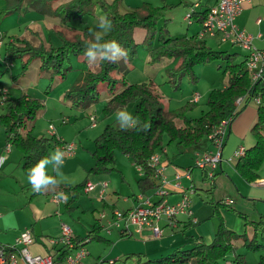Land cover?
I'll list each match as a JSON object with an SVG mask.
<instances>
[{"label":"trees","instance_id":"obj_1","mask_svg":"<svg viewBox=\"0 0 264 264\" xmlns=\"http://www.w3.org/2000/svg\"><path fill=\"white\" fill-rule=\"evenodd\" d=\"M5 2L6 8L2 10H6V13L20 10L26 14L38 12L43 16L48 14L52 18H58V23L49 31V38L41 39L38 45H35L29 36L33 31L31 25L27 26V30L22 35L13 37L8 43L7 59L23 55L40 57L41 68L57 76L64 74V70L67 69L66 63L70 61L72 54L84 55L85 42L91 40L93 36H87V30L75 31L70 21L72 17L82 18L84 13L93 11L96 4L94 0H5ZM55 2L57 3L54 4ZM100 3L106 11V16L113 22L112 31L106 34L104 39L117 40L128 51L129 62L133 61L138 46L133 36V31L137 27L146 28L144 41L150 56L149 62L158 63L167 58H180V63L169 70L172 82L176 83L175 86L185 74L196 80V65L220 59L226 60L224 68V73L228 74L226 86L210 91L207 101L208 110L196 117L189 116L187 112L199 100L193 99L180 108L166 111L160 92L153 87V81L129 82L126 74L130 69L128 64L122 65L121 61L115 64L103 62L98 64L96 69L88 68L83 79L66 92V97L74 106L87 107L99 100L101 93L99 83L103 82L105 89L110 93L105 105V113L110 114L135 103L133 116H138L141 123L150 122V130L124 131L112 123L108 124L95 139L93 150L95 161L91 171L100 174L115 170L116 153H124L130 156L145 174L139 183L143 193H147L158 185L155 169L149 164V159L153 153L167 147L166 136L169 144L177 142L180 152L200 146L205 137H209L223 120L232 117L233 121L236 118L240 111L239 99L241 102L245 99L247 101L264 99V71L260 78L253 80L246 68L247 59L234 63L231 54L213 49L198 35L172 36L166 24L158 26L165 5L146 2L143 5L144 13L141 14L139 10L121 12L120 0L112 2L100 0ZM208 11L209 9L199 13L194 12L193 16L196 21L203 23ZM51 34H55L58 38L59 41H55L59 42L58 45ZM84 60L86 61L85 57ZM3 72L0 70V76ZM43 108L42 99L23 93L16 99L9 96L5 101V111L0 115V126H5L7 142L23 152V169L26 174L32 165L48 156L54 147L62 148L67 143L57 138L56 134L35 135L33 129L27 127V122L38 113H42ZM251 132L256 138V143L246 148V153L238 159L236 168L244 179L254 182L260 178L258 171L264 161V103L261 101L257 120ZM82 188V183L70 187L64 186V190L72 194V201L78 199ZM222 203L225 204L223 201ZM191 224L194 223L191 221ZM246 226L253 227L254 232L251 237L247 232L239 234L228 228L224 220H221L211 243L196 241L191 247L184 249L180 247L171 254L159 258H146V260L139 254V259L134 264H223L228 254L235 253L238 238L249 247L256 249L264 247V214L260 220L247 221ZM100 230L101 227L93 229L89 234L91 239H101ZM259 238L263 243L258 242ZM76 239L81 241L85 238L76 236ZM130 256L132 255L128 254L122 264H129ZM235 263L246 264L245 255L236 254ZM257 264H264V256Z\"/></svg>","mask_w":264,"mask_h":264},{"label":"rangeland","instance_id":"obj_2","mask_svg":"<svg viewBox=\"0 0 264 264\" xmlns=\"http://www.w3.org/2000/svg\"><path fill=\"white\" fill-rule=\"evenodd\" d=\"M94 1L96 4L92 9L93 11L84 13L82 18L76 19L72 17L70 21L72 27L76 29L75 31L86 32L87 30V36L89 37H91L92 34H89L90 32L88 29L93 30V33L100 31L96 27L98 17L100 15H106V11L100 3V0ZM107 1L112 2L113 0ZM205 1L206 0H203V3ZM145 2L153 3L154 5L164 4L161 0H120L119 10L121 12L139 10V12L143 14V4ZM5 3V0H0V70L4 71L0 76V84L8 88L9 95L13 96L14 99L23 93H29L43 100L44 113H38L33 119L27 122V127L33 129V133H36L35 135H43V133H45L44 128H49V125L52 123L55 126V132H57L59 127L66 128L65 130L68 133L65 134L70 136L72 139L70 141L93 149L95 147V139L103 132L108 124L112 123L114 126L119 127L116 123L115 112L110 114L105 113V105L110 97V93L105 89V83L100 82L99 90L101 93L99 100L92 103L90 106L82 108L74 106L66 97V92L83 79L88 68L96 69L97 65H89L84 60V55L76 56L72 54L70 61L66 63L67 69L64 70V74L61 73V75L53 76L51 71L41 68L42 60L40 57L23 55L7 59L8 43L13 37L22 35L27 30L28 23L30 22L29 20L33 19H31L32 15L30 17H24L26 13L20 10L6 13V10H2L6 8ZM56 3L57 2L54 4ZM166 3L172 4V7L163 9V15L158 20V26L166 24L171 34L174 36L198 34V32L203 29L202 23L193 20L194 16L191 22L186 19V15L191 12L194 5H186L182 0H167ZM42 19L43 23H45L43 27H38L33 21L30 24L33 31L29 36L33 39L35 45L40 44L41 39L49 38V31H51L54 25L53 22H55V24L58 23V18H52L48 14L43 16ZM51 36H53L54 42L59 41L55 34H51ZM133 36L138 43L135 57L132 62H129V60H127V62L121 61L122 65L128 64L130 69L126 74L127 80H130L132 83L153 81V87L156 91L160 92L166 111L184 106L191 101V97L194 93L199 92L200 95H202L201 101L195 103L194 106L188 110L187 114L196 117L207 111L209 108L207 101L210 91L214 88H220L228 81V74L224 73L226 60L220 59L210 63L196 65L195 75L197 79L194 80L192 76L185 74L179 79L177 86H175L174 84L176 83L172 82L169 70L177 66L180 62V58H167L162 60V62L151 63L147 61L148 50L144 41L146 28H135ZM218 39L219 37L206 36L207 43L215 49H221L231 45L228 41L220 42ZM55 43H57L56 45L59 44V42ZM238 54L240 58H233L232 62H240L243 59L242 51L238 52ZM122 108H126L134 115L135 103H131ZM4 111V106H0V115L4 113ZM91 116L96 117L97 123L95 126L92 125ZM0 128L4 129L6 135L5 126L1 125ZM251 135V140H253L252 144H255L256 138L253 134ZM245 143L249 147L252 145L248 140ZM165 145L169 148V156H172L174 153L177 155V158L182 157V152L179 151L177 142L169 144L168 137L166 136ZM206 145L212 147L210 149H214L215 146L209 137H205L198 147H204L205 149ZM159 153L162 159L166 158L167 155L163 153V150H160ZM123 154L116 153V156L119 157ZM195 160L192 164L193 167L195 166ZM120 164H122L121 160ZM196 168L200 169V167L197 166ZM226 169L216 174L213 179L202 178L198 180V188H196L194 194H189L191 198V209L193 211L197 212V208L200 205L205 208L200 223L191 225L186 230H178L179 227L174 229L170 226V230L164 232V235L174 231H186L187 233L194 227H199V229H201L207 225L211 228L214 237L221 220H224L226 225L228 223L232 225L235 219H241L242 223L246 224V222L251 221L252 218L257 219L254 217L257 212L259 213L257 216L261 218L264 214V186H254L252 182L241 178L234 170ZM258 172L264 177V161ZM91 178L95 180V176H91ZM153 192L154 189L150 193ZM227 197L232 198L234 201L231 206L221 204V201ZM237 204H241L242 207L237 206ZM120 205L123 206L122 204ZM118 209L126 210L122 208ZM237 221L238 220H236V225ZM163 223L164 221H162V225ZM75 225L81 228L82 224L76 223ZM82 226L84 227L82 230L84 232L83 237L90 239L85 245L89 251V257H91V262H89V264H122L125 257L130 254L125 253L120 257H116L118 253L121 252L117 248V239H114L112 235L109 236L110 234H107L103 228L100 230L101 239H91V236H89L91 228L87 227L86 224ZM181 229H183V227H181ZM246 229L249 235L253 234V227L247 226ZM241 232L242 233L239 234H244L243 231ZM192 234L197 235V232L182 235H184L185 238L189 236V239H191L193 238ZM202 236L204 240H207L208 237L205 233H203ZM144 237H146V235ZM213 237L211 239H213ZM259 241L263 243L260 238L258 242ZM193 244L194 242L190 243L188 246L191 247ZM236 246L235 253L246 255L247 264H257L264 256V247L257 249L249 247L244 244L243 240L238 239H236ZM114 247H116V249L112 252ZM175 250L176 249L170 252L173 253ZM131 255L129 264L137 263L139 253H133ZM110 259H114V262H110ZM144 260H146V258H144ZM223 264H236L234 254H228L223 260Z\"/></svg>","mask_w":264,"mask_h":264},{"label":"crops","instance_id":"obj_3","mask_svg":"<svg viewBox=\"0 0 264 264\" xmlns=\"http://www.w3.org/2000/svg\"><path fill=\"white\" fill-rule=\"evenodd\" d=\"M161 1L164 3L162 5H165L167 8L172 7V4L166 3L167 0ZM182 1L184 4L190 6L198 4L195 8V13L207 10L218 2V0H206L204 3L203 0ZM31 15V19L33 20H29L30 22L28 25H30L33 21L38 25V27H43V24H45L42 19L43 15L38 12H31L24 15V17H30ZM193 20H195V18H193ZM53 23L55 24V22ZM237 24L241 29H244L247 33L254 36L253 44L257 48L264 49V0H251L247 2L244 5L241 14L237 18ZM213 37H219L218 40L222 42L219 34ZM228 42H230L231 45L221 49H215L211 45L210 46L215 50H223L231 54V59L240 58L238 52L242 51L243 59L240 62L247 59V55L249 53L247 48L238 43H233L231 41ZM147 55V61H149L150 56L149 54ZM143 82L144 81H140L138 83ZM227 82L220 88L225 87ZM28 95L32 96L29 93ZM9 96L13 97L11 95ZM193 97L194 95L191 97V100L194 99ZM201 98L202 95L199 101H201ZM242 101L243 102L238 104L240 111L236 118L232 121L228 130L223 149V160L217 167L215 175L228 168L229 170H234L236 174L243 178L236 168L238 158L235 156V152L240 146L249 148V146L245 143L247 140L251 144L253 143V140H251L250 137L252 136L251 134H253L251 129L257 120L258 106L260 102H258L257 99L248 101L245 99ZM261 102L264 103V99H262ZM4 105L5 102L0 104L1 107ZM44 129L45 133H43V135L51 136L49 128ZM65 129L66 128L62 127L57 129V132H55L57 138L65 142H72L70 141L72 140L70 136L65 134L68 133ZM74 143L76 145V149L70 155L65 154L64 165L61 169L62 175L57 177L60 181L59 187L56 188L55 191L37 193L32 190V187L27 179V174L23 169V152L13 144H11L10 151H6L8 142L6 140L4 129L0 128V157H8L3 166H0V242L6 244L13 243L21 231L30 229L34 235V243L30 246V250L33 253H48L52 247H60V245H50L48 241L51 238H59L62 235V223L65 222L70 224L77 237L85 238L83 237L84 232L82 230L84 227L82 225L86 224L87 227L91 228L89 234L96 227H101L103 221L100 220V213L102 211H107L109 213L116 208L128 209L137 205L138 195L143 193V190L140 188L139 181L145 176V174L130 156L118 152L123 155L117 157V169L111 172L98 174L91 171V167L94 165L95 161L93 157V150L95 147L93 149L91 148V150L83 145H78L76 142ZM253 145L254 144L251 146ZM57 148L63 151V148L56 146L50 151V154ZM210 148L212 147L206 145L205 149L204 147L184 149L182 151V157L180 158H177V155L174 153L172 156H169L168 148V151L165 153L167 156L165 159H162V163L165 166V173L171 181V183L168 184V187L170 188L168 200L170 202L179 201L182 195V189L173 184L174 176L177 171H181L184 174L181 179L183 188L187 189V191L191 194H194L196 188H198V180L202 178H209L206 175L207 173L205 169H199L195 166L193 167L192 164L199 154L203 153V151L205 152L207 149L211 150ZM120 160L122 164H120ZM188 171L189 173L187 174ZM48 174L55 175L51 170V166L48 167ZM91 176H95V180H93ZM260 178L264 177L260 175ZM89 181H92L97 185L92 189L86 190V184ZM100 181L108 182L103 198L100 196L102 189L99 184ZM81 183L83 188L79 192L78 199L72 201V194L65 191L64 186L66 185L70 187L71 185ZM188 188L193 189V191L188 190ZM151 191H148L147 193H150ZM59 192H63L67 195V202H64L63 200L55 201L53 199V195ZM237 206L242 207L241 204H237ZM197 209V212L193 211V217L198 219L197 223L192 221L194 224H191V218L180 215L176 226L171 228L175 229L179 227L178 230H186L189 227V224L190 226L199 224L203 213L205 212V208L200 205ZM257 215H259L258 212L254 217L260 219V216ZM257 219L252 218L251 220ZM236 220H238L237 225ZM76 223L82 224L81 228L77 227L75 225ZM164 224L165 222L163 225ZM181 227H183V229H181ZM227 227L235 230L237 233H242L241 231H243V233L247 232V226L245 223H242L241 219H235L234 223L232 225L228 223ZM194 228L187 233L186 231H174L161 237H152L149 229L144 230L146 237L138 233L127 235L117 228H113L111 232H105L110 234L109 236L112 235L114 239L118 240L117 248L121 252L118 253L116 257H120L125 253H139L143 255L144 258H159L161 256L168 255L171 253L170 251L177 249V247H183V249L188 248L190 247L188 245L192 242L203 241L204 243H211L214 240L215 234L213 237V232L209 226L205 225L201 229H199V227ZM167 230H170L169 226L166 227L165 232ZM191 232H197V235L192 234L193 238L189 239V236H187L186 239L184 235ZM203 233L207 235V240H204V237L202 236ZM251 236L252 235H250V237ZM212 237L213 239H211ZM238 240L242 239L238 238ZM115 249L116 247L113 248L112 252ZM232 254H234L235 258L236 253ZM84 260L85 262L83 261L84 263L82 264H89V262H91V257L88 255ZM110 262H114V259H110ZM19 264L25 263L20 260Z\"/></svg>","mask_w":264,"mask_h":264},{"label":"built area","instance_id":"obj_4","mask_svg":"<svg viewBox=\"0 0 264 264\" xmlns=\"http://www.w3.org/2000/svg\"><path fill=\"white\" fill-rule=\"evenodd\" d=\"M251 0H218V2L209 8L207 16L202 23L203 29L199 31L198 37L205 39L206 36L220 35L222 41H231L238 43L248 49L249 53L246 60V68L249 71L253 80H257L262 76L264 71V49H259L253 44L254 36L241 29L237 24V18L241 14L244 5ZM186 15V19L191 22L195 8ZM9 97L7 87L0 86V104L4 103ZM201 95L199 92L194 93V100L198 101ZM260 102V99H257ZM241 99L238 100V104ZM92 125L95 126L97 121L95 116H91ZM232 123V117L223 120L220 125L216 126L213 132L209 135L212 140L214 149L207 150L196 157L195 166L205 169L209 178H214L216 169L223 160V149L227 137L228 130ZM49 133L55 134L54 124L49 125ZM65 154L70 155L76 149L74 142H67L63 145ZM11 144L8 143L6 151H10ZM167 149H163V153ZM246 153V147L240 146L235 152V156L239 159ZM149 164L155 169V177L158 180V185L154 188L153 193H140L138 195V203L136 206L126 210L114 209L111 213L102 211L100 220L103 221L102 228L107 232H111L113 228L120 229L123 233L132 234L138 233L143 236L144 230L149 229L152 237H161L164 235L167 226L174 227L177 224L180 215H187L194 223L198 222L196 217H193L191 209L190 193L183 188L181 179L183 173L177 171L174 176L173 184L182 189V195L179 201L170 202L171 183L165 173V166L162 163V158L159 152H155L149 159ZM189 171L187 172V174ZM101 194L103 198L104 192L108 186L107 181H100ZM254 185L264 186V178H259L253 182ZM97 184L89 181L86 184V190L96 187ZM188 190H192L188 188ZM55 201H60L57 198V193L53 195ZM223 202L227 205L233 204L232 198H225ZM162 221L165 222L162 225ZM89 238L77 241L73 228L68 223H62V235L58 238L49 239L50 245H60L59 248L52 247L48 253H33L30 246L34 243V235L30 229L21 231L19 236L13 243L6 244L0 242V264H19L22 260L25 264H82L84 259L89 255L86 248V243ZM191 264V263H189Z\"/></svg>","mask_w":264,"mask_h":264},{"label":"clouds","instance_id":"obj_5","mask_svg":"<svg viewBox=\"0 0 264 264\" xmlns=\"http://www.w3.org/2000/svg\"><path fill=\"white\" fill-rule=\"evenodd\" d=\"M96 27L100 31L93 33V38L85 42L84 57L89 65H98L103 62L118 63L127 62L129 53L117 40H105L104 36L113 29V22L108 16L100 15ZM116 123L121 130H135L137 132L148 131L151 128L150 122H143L138 116H133L126 108L118 109L115 113ZM8 159L7 156L0 157V166ZM65 152L57 148L53 153L41 158L32 165L27 173V179L32 190L37 193L55 191L60 181L57 177L62 175L61 169L64 165ZM55 175L48 174V167ZM57 198L67 202V195L63 192L57 193Z\"/></svg>","mask_w":264,"mask_h":264}]
</instances>
